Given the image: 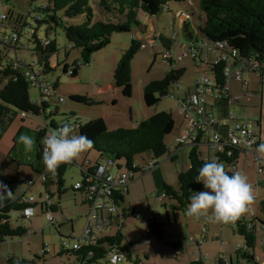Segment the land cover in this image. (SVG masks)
Here are the masks:
<instances>
[{
	"label": "rangeland",
	"instance_id": "1",
	"mask_svg": "<svg viewBox=\"0 0 264 264\" xmlns=\"http://www.w3.org/2000/svg\"><path fill=\"white\" fill-rule=\"evenodd\" d=\"M90 5L94 11L95 22H116L113 14H108L101 9L98 0H90ZM43 6L42 0H8L7 3H0V13L8 14L10 11L13 19L21 18L23 24L19 29L26 33L21 38V47L18 50L10 48L6 51L10 59L18 60L26 67L32 66L38 71L41 67L36 63L38 57L33 51L37 47L32 40L33 34L37 32L39 40L48 38L56 41L58 45V53L54 54L50 61L52 67L57 65V62L60 66L54 68L48 75L40 77L41 80L47 81L48 85L58 83V89L50 95V106L45 110L46 114L58 123L65 120V116L69 117L72 114L76 116L81 125L102 119L109 130H117L130 129L135 123L157 113H171L175 128L167 136L166 143L175 153L176 159L171 161L168 156H164L158 160V167L162 179L168 185L178 188L179 173L188 169L187 154L189 152V148H183L179 152L176 150L180 144L177 137L187 125L180 112V101L203 76V69L195 66L190 50L196 38L203 41L199 31L204 21L200 1L191 0L187 3L170 4L168 9L156 18H151L141 12L139 14L141 27L132 28L130 33L113 34L107 48L95 53L88 64L79 67L77 77L65 74L63 64H67L70 68L78 64L81 60L80 51L70 47L61 27H54L50 31L52 33L46 31V24L41 22L46 20L44 13L36 11L30 15L31 11ZM59 17L63 19L66 26L81 25L86 20V17L82 16L71 20L64 19L62 12ZM26 23L30 27L26 26ZM150 25H153L154 36L149 40H142L143 47L132 60V95L127 97L122 89L115 87L113 76L123 52L131 47L132 39L137 38V32L145 31ZM166 44L171 45V58L175 61L173 64L163 57L169 52ZM183 45L187 47L183 48ZM202 57L213 59V57H218V53L211 52L208 47H204ZM172 68L185 70L184 76L178 83L179 89L175 85L169 90V95L162 97L156 106L148 107L144 101L145 87L163 79ZM235 72L233 68L230 74L232 85L235 84ZM244 83H238V88L230 92L232 98L230 110L239 119L249 118L255 122L261 119V143H264V81L258 74L246 73ZM173 93L174 96H172ZM29 94L33 102L42 106V93L37 86L32 85ZM70 95H78L92 101L90 103L92 107L73 102ZM46 123L43 115H30L25 121L18 116L9 122L0 140V162L3 164L0 167V181H11L15 197L25 194L26 198L33 197L39 203L46 199L42 182L37 180V175L27 165L24 163H21V166L18 165L10 156V152L11 148L16 145L15 137L20 127L37 129L39 126L45 127ZM51 131L49 130V133ZM199 152L205 160L214 159V153L209 151L206 144L199 147ZM29 153L35 158V146L18 157L25 161ZM96 157L97 155L92 152L83 151L65 170L63 182L66 190L59 199L60 211L53 213V217L57 220L56 227L61 225L58 230L53 226H48L40 207L35 208V217L30 220H22L17 211L10 214L13 227H20L24 222L26 228L35 233H29L22 239L14 238L0 243V264H8L9 255H15L14 261L16 262L13 264H75L74 256L60 255L61 241L62 237L71 239L73 234L78 238L87 227L90 208L84 203L80 192H74L72 188L82 181L81 172L82 168L86 167L87 161L94 165ZM248 160L252 161L251 154L242 156L238 163L239 171L244 170L248 178L253 197L247 210L237 218L246 221L258 216L259 203L264 198V188L258 185V182L264 181V175H259L256 169L245 168ZM100 164L106 166L113 175L125 171L124 163H121V170L105 162H100ZM223 165L228 168L225 164ZM262 165L264 166V162ZM26 180L36 181L34 186L25 193L27 189L24 182ZM127 189V193H123L124 203L112 216V226L95 232L98 237H113L119 231L122 233L124 236L122 246L127 249L130 258L124 256L117 264H194L196 258L200 256L205 258L204 264H218L219 260L225 264L231 260L235 263L239 251L238 245L243 247L245 242L235 232V220L227 223L216 222L207 216L194 218L186 215V211H176L173 208L175 203L162 197V191L155 185L151 173L137 176L128 184ZM54 192L56 193L55 190ZM124 209H132V215L124 218ZM119 216L121 221L117 220ZM153 217L163 229V240L147 234L149 221ZM255 227L257 242L256 247L251 251L256 261L264 263V231L258 222L255 223ZM178 242L183 244L182 251L174 247ZM45 244H48L50 249L47 255H44L42 250ZM18 259H23L24 263H20Z\"/></svg>",
	"mask_w": 264,
	"mask_h": 264
},
{
	"label": "trees",
	"instance_id": "2",
	"mask_svg": "<svg viewBox=\"0 0 264 264\" xmlns=\"http://www.w3.org/2000/svg\"><path fill=\"white\" fill-rule=\"evenodd\" d=\"M44 6L38 8L35 11H31L30 15H33L36 11L44 13L46 15V31H52V29L61 27L64 30L66 39L70 47L74 50H79L81 53V60L78 64H75L70 68L67 64H63V72L70 74L72 77H77L78 69L80 66L88 64L92 56L107 48L111 43L112 35L115 33H130L132 28H140L141 22L139 20V14L141 12L147 14L151 18H156L165 9H168L170 4L187 3L191 0H98L101 9L108 13L113 14L116 18V22H101L94 20V11L90 5V0H42ZM200 9L204 14L203 25L199 27V31L202 35L203 41L195 39L194 43L214 45L217 42H227L230 49L238 51L240 58H253L261 65H264V0H199ZM8 0H0V3H7ZM62 12L64 19H75L78 17H86V20L81 25H64L63 19L59 17ZM5 15V19L1 18ZM122 21H121V20ZM21 18L13 19L12 13H0V37L9 38L16 34L19 36V41L4 43L0 50V140L3 136L4 129L8 127L11 120L16 117L25 121L32 116L43 115L46 119L45 127H37V129H21L15 138V146L10 152V156L18 165L24 163L38 176L46 172L45 165L43 163V138L49 134V130L55 131L62 127L65 123L73 125V131L75 134L86 135L91 141L92 145L86 149V152L94 153L97 155L94 165H90L85 171L90 174H94L96 169L100 166V162H105L110 166L116 167L117 170H121V163L125 165V171H134L132 166L135 162H143L149 159H160L164 156H168V159L174 161L176 159L175 153L172 152L169 145L166 143V138L169 136L174 128L175 121L171 113L161 112L152 115L146 119L140 121L136 126L130 129L120 128L117 130H109L106 123L102 119L93 120L86 125H81L74 114L62 120L60 123L49 118L46 114V109L50 106V96H44L42 106L39 103L33 102L29 89L34 85L27 77V72L34 71L32 66L26 67L24 63L18 60L10 59L7 55V50L12 48L18 50L21 47V38L26 35L25 32L13 28L20 26ZM43 23V21H41ZM11 26V28H10ZM52 33V32H50ZM37 32L33 34L32 40L37 44V47L33 50L37 54V64L40 68V77L48 75L59 67L60 64L54 65L50 61L54 54L58 53V45L56 41L46 38L45 40H39L37 38ZM170 43L169 41H167ZM143 42L138 38L132 39L131 47L123 52L122 57L118 63L116 71L114 73V85L118 89H122L124 95L130 97L132 95L131 85V63L135 55L143 47ZM168 49L171 48L170 44H166ZM18 63L19 68L15 66ZM173 64V62H172ZM197 67V66H196ZM198 68V67H197ZM225 64L219 66H213L209 69L210 73H213L216 87L215 94L211 98L212 103L207 105V110H217L218 114L227 115L230 110V103L232 101L231 95L225 90L227 87V77L224 72ZM200 69V68H199ZM184 69H170L165 77L159 81H155L144 89V101L148 107L156 106L162 97L169 95V90L175 85L178 86L179 81L184 76ZM264 81V68L259 74ZM38 77V78H40ZM45 81V80H44ZM45 83L48 85L47 81ZM52 89V93L58 89V83L54 85H48ZM176 86V87H177ZM51 93V94H52ZM70 99L75 103L91 106L92 101L80 97L78 95H70ZM65 101V99L63 100ZM74 105V104H73ZM55 113L57 111L55 110ZM25 115V116H22ZM21 134H27L31 136L35 143V158L29 153L26 156L25 161L18 156L25 151L24 146L18 143V137ZM203 140V141H202ZM209 137L204 134H200L199 141L189 146H182L176 149L177 152L183 148H189L187 154L188 169L182 171L178 175L179 187L174 188L168 185L163 179L157 166L152 172L155 185L162 191L164 198L175 203L174 209L176 211H186L189 201V196L192 192L204 191L202 183H197L194 177L198 174V169L207 161L202 157L199 152V147L206 144L207 146ZM261 143V140H260ZM259 143V144H260ZM214 153V159L218 162L225 164V171L231 175L235 171H239L238 163L242 156H247V152L241 148L233 149V155L228 156L226 153ZM146 156V158H144ZM92 164L91 162H89ZM262 164V161H261ZM68 166L63 165L57 169V176L54 178L51 175H46V180H40L43 184L44 192L46 195H53L56 191L58 198L65 192L63 174ZM248 167V166H247ZM236 168V170H234ZM263 175H264V166ZM108 170V169H107ZM110 172V171H109ZM82 177H85L84 171L81 172ZM143 173L142 175H144ZM135 179V178H134ZM133 181V180H132ZM131 181V182H132ZM8 185V188L12 191V183L3 181ZM258 185L264 188V181L258 182ZM127 188V187H126ZM74 192H80L79 190L72 188ZM11 197H6L0 202V243L14 238H21L28 235V229L20 227H13L10 222V214L14 211L21 212L26 207L36 205H30L25 203L27 199L25 194L19 197H15L14 191ZM26 193V192H25ZM127 193V189L121 192L115 193L116 205L120 208L124 203V194ZM83 197V194L80 192ZM84 203L86 202L83 198ZM38 205V204H37ZM249 205V204H248ZM53 213L60 211L59 200L58 203L50 207ZM132 209H124L123 217L131 216ZM121 221V217L117 218ZM261 224V229L264 231V198L259 203V214L254 216L250 221L245 219L235 220V232L244 239L243 248L237 253V256L247 260L251 264L256 263L252 249L256 247V227L255 223ZM53 226L54 228L59 229ZM61 227V226H60ZM119 227V224H117ZM72 233L74 231L72 230ZM148 235H154L160 240L164 238V232L159 225L157 219L153 217L149 221ZM68 239L62 237V240ZM124 236L119 231L113 237H98L96 244L92 246H83L80 249L64 250L60 255L68 254L75 257V264H111L109 259V253L113 252V248L117 247V251L120 255L130 258V255L125 247L122 246ZM44 246V245H43ZM180 251L183 250V244L178 242L174 245ZM49 252H44V255ZM15 257L7 259L8 264H13ZM20 263H24L23 259H18ZM222 260H219L218 264ZM198 264V263H194Z\"/></svg>",
	"mask_w": 264,
	"mask_h": 264
},
{
	"label": "built area",
	"instance_id": "3",
	"mask_svg": "<svg viewBox=\"0 0 264 264\" xmlns=\"http://www.w3.org/2000/svg\"><path fill=\"white\" fill-rule=\"evenodd\" d=\"M1 18L4 20L5 15H2ZM10 41H19V36L14 34L9 38L4 37L2 39L0 37V50L4 43H9ZM193 45H195V43H192L190 46L192 58L195 66L203 69V76L200 77L194 88L180 101V112L184 116L187 125L177 137V141L180 143L179 145H193L199 141L200 134L207 135L209 137L208 146L211 151L215 153L223 152L228 156H232L234 153L233 149L241 148L245 150L247 154L252 155V161L248 160L247 166L250 169H256L258 174L262 175L263 168L261 158L258 157L256 153V146L261 140V119L258 122L249 118L239 119L235 117L232 112H229L227 115L214 114L207 110V105L209 104V100L214 96L215 87L217 86L213 73H210L209 71L210 68L225 64L224 72L227 77V87H225V90L228 91V94L230 95V74L233 68L236 70L235 84H238L240 82L244 83V74L246 73L261 74L264 65H261L259 61L253 58H240L238 56V51L230 49L227 42H217L214 45L204 43L198 44L194 47ZM186 47V45H183V48ZM204 47H208L211 52L218 53V57H213V59L206 57L203 59ZM170 50L171 49H169V52L164 54L163 57L166 60H170L171 63H174L175 61L171 58ZM15 66L17 68L20 67L18 66V63H16ZM26 75L35 86L42 90L44 96L48 97L51 95L52 89L44 80L38 78L40 77V69L38 71L35 70V72L30 70ZM244 84H246V82ZM178 86L176 88H178ZM174 95L175 94L173 93L172 96ZM45 99L46 98H43L42 96V100ZM70 164H72V161L61 163L54 172L49 171L45 167L46 172L37 178L45 181L46 175L48 174L55 178L58 174L57 169L59 167ZM90 165L89 161H87L86 168L88 169ZM158 165V159L148 158L141 163L135 162L133 164L131 169L137 170V173L134 171H123L116 175L111 174L104 165L98 167L94 174H90L88 171L86 172L84 169L85 167H83L82 171H84L85 177L81 182H78L74 188L83 194V198L90 208V213L87 217V227L78 238L73 234L71 239L68 238L62 240L61 247L64 250H70L80 249L83 246L95 245L96 239L98 238L95 232L106 230L111 227L113 224L112 216L119 210V207L115 203V193L126 190V187L132 180H134V178L141 176L143 173H151ZM234 170H236V168H234ZM35 181H26L27 190L34 186ZM164 196L165 195L162 197ZM58 200L59 198L56 193L52 196L49 194L46 195V199L42 203H39L33 197L30 199L27 198L25 203L36 206H30L23 209L20 212L21 219H32L35 217V208L40 207L41 213L46 217L48 226H55L57 220L53 217L50 207L57 204ZM21 226L26 228L24 222ZM32 232L34 231L29 230L28 234ZM70 240H74L75 242L71 243ZM238 248L241 250L243 247L238 246ZM42 250L43 252H50L49 245L45 244L42 247ZM112 253L114 256L110 257V263L113 259H115V264L120 263L123 256L118 253L117 247L113 248ZM204 259L205 258L202 256L197 257L196 263L204 264ZM228 263L229 262L226 264Z\"/></svg>",
	"mask_w": 264,
	"mask_h": 264
},
{
	"label": "clouds",
	"instance_id": "4",
	"mask_svg": "<svg viewBox=\"0 0 264 264\" xmlns=\"http://www.w3.org/2000/svg\"><path fill=\"white\" fill-rule=\"evenodd\" d=\"M17 142L24 146L25 151H30L35 143L27 134H21ZM42 144L43 163L49 171L54 172L61 163L72 161L73 164V159L90 148L92 141L86 135L75 134L73 125L65 123L47 134ZM256 153L264 162V143L256 146ZM194 179L197 183H202L205 190L192 192L189 196L190 203L186 208V215L189 217L207 216L216 222H231L247 210L248 204L253 199L247 176L240 171L229 175L224 165L215 159L205 162L198 169ZM12 194L8 185L0 181V202L6 197H11ZM109 256L112 257L114 254L109 253ZM111 264H115V259L111 260Z\"/></svg>",
	"mask_w": 264,
	"mask_h": 264
},
{
	"label": "crops",
	"instance_id": "5",
	"mask_svg": "<svg viewBox=\"0 0 264 264\" xmlns=\"http://www.w3.org/2000/svg\"><path fill=\"white\" fill-rule=\"evenodd\" d=\"M16 19H18V18H16ZM20 22V26H17V27H15L14 25H13V28H16L17 30H20L19 28H21V26H22V24H23V22H21V21H19ZM26 26H28V24L26 23ZM229 88H230V90H229V93L232 91V89H237L238 88V86H237V84H233L232 85V81L230 82V84H229ZM192 90V89H191ZM231 95V94H230ZM212 99H210L209 100V103H212L213 102V100L211 101ZM114 103V102H113ZM209 112H211V113H214V114H218L217 113V110H211L210 108H209ZM28 119V118H27ZM106 123V122H105ZM139 122H137V123H135L134 124V126H136L137 124H138ZM106 126H107V124H106ZM108 128V127H107ZM21 129H24V130H26L27 128L26 127H24V126H22V127H20L19 128V130H18V132L21 130ZM29 130H33V129H29ZM16 138V137H15ZM1 142V141H0ZM13 148V147H12ZM12 148H11V150H12ZM9 155V154H8ZM74 160V159H73ZM75 162V161H74ZM3 164L0 162V167L2 166ZM29 168V167H28ZM245 168H248L247 167V163H245ZM242 173L243 174H245L244 173V170H242ZM28 180V179H27ZM26 180V181H27ZM5 181H7V180H5ZM26 181L24 182V184H25V186H26ZM8 182H11V181H8ZM11 189H12V187H11ZM26 189H27V186H26ZM128 190V189H127ZM12 191H14L13 189H12ZM26 191H28V190H25V192ZM85 204L88 206V204L85 202ZM88 208H89V206H88ZM61 226V225H60ZM60 228V227H59ZM204 232V231H203ZM35 233V232H34ZM9 241V240H8ZM239 246V245H238ZM254 255V254H253ZM15 257V255H9L8 257ZM254 258H255V256H254ZM8 259V258H7ZM255 261H256V259H255ZM230 264H251V262L249 263L247 260H243V259H241L240 257H238V256H236V261H235V263H233V261L231 260L230 262H229ZM254 264H264V263H260L259 261H256V263H254Z\"/></svg>",
	"mask_w": 264,
	"mask_h": 264
},
{
	"label": "water",
	"instance_id": "6",
	"mask_svg": "<svg viewBox=\"0 0 264 264\" xmlns=\"http://www.w3.org/2000/svg\"><path fill=\"white\" fill-rule=\"evenodd\" d=\"M43 23H45V21H43ZM136 36L141 41L142 40H149V39L153 38V36H154V28H153V25L148 26L145 29V31H143V30L138 31L137 34H136Z\"/></svg>",
	"mask_w": 264,
	"mask_h": 264
}]
</instances>
